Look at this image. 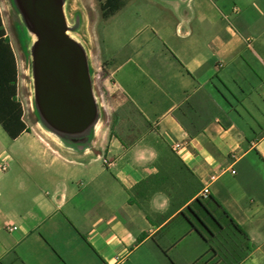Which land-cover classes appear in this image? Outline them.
<instances>
[{
    "label": "crops",
    "instance_id": "obj_1",
    "mask_svg": "<svg viewBox=\"0 0 264 264\" xmlns=\"http://www.w3.org/2000/svg\"><path fill=\"white\" fill-rule=\"evenodd\" d=\"M101 33L137 116L0 124V263L264 264V0H125Z\"/></svg>",
    "mask_w": 264,
    "mask_h": 264
},
{
    "label": "water",
    "instance_id": "obj_2",
    "mask_svg": "<svg viewBox=\"0 0 264 264\" xmlns=\"http://www.w3.org/2000/svg\"><path fill=\"white\" fill-rule=\"evenodd\" d=\"M15 2L33 36L32 72L39 115L51 132L61 138L74 137L77 142L96 127L101 111L89 54L72 34L66 1Z\"/></svg>",
    "mask_w": 264,
    "mask_h": 264
},
{
    "label": "rangeland",
    "instance_id": "obj_3",
    "mask_svg": "<svg viewBox=\"0 0 264 264\" xmlns=\"http://www.w3.org/2000/svg\"><path fill=\"white\" fill-rule=\"evenodd\" d=\"M5 29L11 39L19 67L18 99L25 111V120L29 124H37L39 118L36 112L34 84L32 72L31 47L33 36L30 34L21 13L17 10L13 0H0ZM66 12L70 24L78 25L81 32L72 30V34L84 45L94 61L93 84L95 95L104 119L114 121L118 114H127L133 119L137 116L129 104L122 102V96L114 88L111 81L104 74L103 65L99 60L109 61L106 56L101 26L104 22L98 0H67ZM40 123V122H39ZM41 124V123H40ZM42 125V124H41ZM1 133L5 134L0 125ZM85 134V136H87ZM9 139V138H6Z\"/></svg>",
    "mask_w": 264,
    "mask_h": 264
},
{
    "label": "trees",
    "instance_id": "obj_4",
    "mask_svg": "<svg viewBox=\"0 0 264 264\" xmlns=\"http://www.w3.org/2000/svg\"><path fill=\"white\" fill-rule=\"evenodd\" d=\"M67 1V0H65ZM100 3V9L102 12L103 20L109 19L115 15L124 5L125 0H98ZM15 7L19 11V8L13 0ZM76 27H71V30H75ZM108 62L104 61L103 70L104 74L108 76ZM91 75L93 77V69L90 66ZM19 91V67L16 53L14 51L11 39L5 29L3 15L0 8V124L9 134L12 139H16L24 132H30L27 127L24 117L25 111L22 103L18 99ZM36 112L39 118V122L48 130L51 129L42 121L39 112L36 108ZM93 129H90L87 133L79 137V140L75 142L74 137L65 136L62 137L69 143L85 144L91 141ZM82 138V140H80ZM240 232L241 230L234 225ZM15 257L17 254L12 253ZM2 264V263H0Z\"/></svg>",
    "mask_w": 264,
    "mask_h": 264
},
{
    "label": "built area",
    "instance_id": "obj_5",
    "mask_svg": "<svg viewBox=\"0 0 264 264\" xmlns=\"http://www.w3.org/2000/svg\"><path fill=\"white\" fill-rule=\"evenodd\" d=\"M179 147H180V145H176V148H179ZM5 169H6V165L3 166V170H5ZM222 172H224V171H222ZM218 177H219L218 175L211 176V182H215L218 179ZM209 195H210V189L208 187H206L202 192V196L203 197H209Z\"/></svg>",
    "mask_w": 264,
    "mask_h": 264
}]
</instances>
